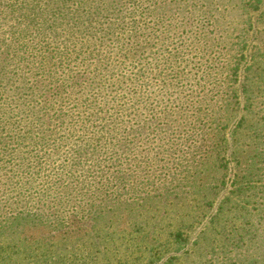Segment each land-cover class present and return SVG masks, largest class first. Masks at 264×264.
<instances>
[{"label":"trees","instance_id":"1","mask_svg":"<svg viewBox=\"0 0 264 264\" xmlns=\"http://www.w3.org/2000/svg\"><path fill=\"white\" fill-rule=\"evenodd\" d=\"M161 2V0H0V185L11 189L16 184L19 189H22L24 184L30 180L28 178L19 179L13 169L9 172L5 171L7 167L14 164L15 151L26 152L25 158L34 157L41 160L54 152L53 149L47 152L52 142L56 144L58 140L65 138H60L59 133L66 124L80 125L83 132L94 129L95 133L91 142L80 141L71 145V149L67 152L70 162L66 163L65 177L55 181L49 179L47 182L50 187L43 189V193L39 194V202H43L42 207H37L36 211L30 210L32 206L27 203L31 202V198L25 193H20L23 195V201L26 202L21 205V208L15 205L19 197L5 204L6 207L0 208V235L12 231L15 225L32 224L28 228L39 227L41 230L51 226L52 224L49 225L46 222L52 220L58 224V230H51L50 236L39 237L35 241L39 243L36 249L41 255L48 251V246H45L47 242L52 241L58 235H60L59 250L68 247L66 245L74 241L72 232L62 230L70 223H83L80 227L82 233L75 239L78 240L85 235H90L95 229L96 221L104 215L107 216L106 209L120 214L122 200L128 201L132 198L133 203L131 204L139 203L138 199L142 192L139 174L144 169H148L141 168L140 163L148 159L150 154L142 146L152 141L146 139L148 135L141 137L140 127H149L150 135L160 136L169 133L170 128L165 130L162 126L170 122L176 106L169 103L164 107L152 105L151 118L140 119L138 115H129L133 118H124L120 121L124 127L122 125L111 127V123H105L104 112L113 111V109L107 108L104 111L106 107L93 105L92 110L68 113L63 111L61 106L71 99L73 94H84L85 87H93L99 92L110 90L109 95L113 96V99L104 102L96 100L94 103L108 107L110 104H115L117 100L120 101L121 93L126 89L139 86L140 77L124 73L120 78L123 80H115L113 77L104 79L102 74L104 70L97 71L96 69L98 78L97 76L91 78L89 75L82 78H76L75 75L62 77L66 74L63 72L60 73L61 78L55 80V74L59 73L55 71V68H63L64 63L70 58L66 50L68 42H71L74 36L69 31V26L71 23H74L76 27L79 26L78 20L82 19L80 16H84L93 28H99L100 21L105 18L106 21L100 24L107 25L109 33L117 42L116 46L122 57L128 58L133 55V50L149 40L145 37L147 31L153 33L157 25L164 26L167 17H170L165 12L156 11L154 5ZM245 11L247 20L244 26L249 25L252 32H248L249 42L244 43L247 50H240L235 66L230 67L226 73L227 86L221 91L219 97L205 101L203 106L199 104V100L188 101V106L193 110L188 115L189 121L179 123L182 126L180 128L183 134L181 139L184 141L182 144L188 141L189 150L188 157L181 156L178 157L179 159H174L175 172L181 168L188 170L192 181L185 187V190L189 187L186 192L196 193L199 196V205L195 206L200 212L199 216L202 213L207 215L208 207L212 208L217 205V211L211 216L208 226L193 241L190 237L187 239L181 236L179 230L185 226L181 225L175 230L177 231L174 234L177 237L175 240L177 244L183 243L184 246H188V257L192 256V264H216L212 262L213 259L206 257L216 253L224 254L220 255L221 264H244L245 261H242L244 257H240L241 254L246 255L250 251L255 253L252 256H260L264 253L261 252L264 248V222L256 223L257 217L264 220V180L258 177L260 168L257 171L258 162L255 161V156L248 158L247 166L241 168L243 161L237 152L243 136L251 135V131L258 135L264 131V100H259L262 97L264 99V87H262L264 86V0H248V7ZM88 27L91 28L90 25ZM154 36L163 41L168 37L166 34L164 38L159 37L157 32ZM76 39V44H87L85 39L80 41ZM88 48L82 49L86 57L92 59L91 54L99 55L96 48ZM138 66L140 65L137 64L136 68ZM207 81L199 85L203 86L208 83ZM237 82L240 85L238 84V87L234 89L233 85ZM253 85H257V88H251ZM212 89L213 87L208 91L211 92ZM238 89H242L243 93H240ZM259 90L263 94H259ZM221 99L224 101L222 108L225 109L226 114L229 109H240L242 103H244L243 110H249L247 115L243 113L236 120L235 127L229 128L234 150L232 152L233 161L228 160L226 163L220 159L219 154L222 150L220 145L216 147L214 142L210 143V137L204 132V126L214 123L216 118L222 120L220 116H215V110L212 108L217 100ZM261 103L263 105H260ZM179 109L183 117L185 106L182 105ZM119 110L124 111L123 117H127L128 108L122 105ZM249 114H252V117H249ZM150 119L152 121H149ZM157 119H161L162 123H157ZM227 124L226 128L229 127V123ZM23 128L25 130L21 134ZM241 129H251V131L246 135ZM12 133H19L21 141H14L16 143L14 150H9L7 146H10V143L7 141L8 137L13 135ZM137 138L142 141V148L135 154L130 147L136 143ZM195 138L198 139L195 140ZM30 145L38 147L23 150L24 147L28 148ZM163 146L164 144H161L159 148ZM247 148L249 147H246L245 151ZM171 149L172 147L168 146L163 149L166 152L162 150V153L170 155ZM197 152L202 155L197 156ZM152 154H157V152H152ZM130 155L139 156L137 161L141 160L140 165L132 164V161L128 160ZM212 159L215 163L220 161L217 162V170L222 173L220 178L214 180L215 182L208 181L198 184L199 176H202L207 167L213 164L210 162ZM85 160L95 161L98 168L96 169L95 165L83 164ZM102 162H111L112 167H102ZM153 168V174L165 168L167 171L161 172L174 175V173L170 174L169 166L160 167L161 169ZM150 185L151 191L154 190L153 185ZM158 187L154 193L144 195V202L139 206H145L153 202L155 198L167 201L170 190H165L161 183ZM47 192L50 193L47 200L51 202V205H48L41 197ZM221 193L224 196L218 200ZM174 194L179 198L177 193L174 192ZM128 206L126 209L130 211ZM50 209L54 210L50 211ZM239 220L241 225H237ZM130 222L138 223L136 219H130ZM192 224L188 225V229L193 227ZM209 227L213 229L212 233H215L219 240L224 241L222 251H218L216 249L218 246L212 243L208 234ZM94 236L90 238H93V249L96 251L101 242L96 241ZM15 238L14 241L17 242L13 246L0 245V252L10 249V252L20 255V247L24 250L30 248L27 237H24L25 240ZM61 253L50 255L47 260L55 259L51 264H63L60 261L66 259L69 253ZM261 258L257 257L256 261ZM34 260L35 256L30 251L29 255L15 264L20 262L44 264V261H39V258ZM176 261L177 257H168L162 264H175ZM151 262L152 260L148 264ZM251 262L254 261L251 259L246 261L247 264Z\"/></svg>","mask_w":264,"mask_h":264},{"label":"rangeland","instance_id":"2","mask_svg":"<svg viewBox=\"0 0 264 264\" xmlns=\"http://www.w3.org/2000/svg\"><path fill=\"white\" fill-rule=\"evenodd\" d=\"M161 1V3L154 5L156 11L158 13L165 12L170 17H167L164 26L157 25L153 33L146 32L145 37L149 40L133 50V55L128 58L122 57L117 49V42L114 36L109 33V28L107 25L100 24L106 21L105 18L100 21L99 28H93L84 16H80L82 19L78 20L79 26L76 27L74 23L69 26V31L74 36L72 41L68 42L66 50L70 58L64 63L63 68H55V71L59 72L55 74V80L60 79V73L62 74L63 72L66 74H63L62 77L75 75L76 78H82L89 75L91 78H95L98 75L97 71L102 69L104 70L102 73L104 79L113 77L118 80L122 78L121 75L124 73L140 77L141 84L139 86H131L126 89V91L121 93V100H117L115 104H110L108 107L94 103L96 100L104 102L113 99L114 97L109 95L110 90L99 92L97 88L93 87H85L84 94H73L71 99L61 106V109L68 113L92 110L93 105L106 107L104 111L107 108L113 109V111L104 112L105 123H111V127L117 125L124 127L120 121L124 118H133L129 115H138L140 119L151 118L150 108L152 105L164 107L169 103L176 106L170 122L162 126L165 130L169 127V133H164L160 136L156 134L150 135L148 133L149 127H140L141 137L148 135L149 137L146 139H151L152 141H148L145 146H142V141L137 138L135 140L136 143H133L130 147L135 154L142 147H145L146 151L150 153L148 159L143 160L142 163H140L141 160L137 161L139 156L135 157L136 155H130L128 159L132 161V164H141V168L146 167L149 170L144 169L139 174V183L142 190L138 199L139 203L136 205L131 204L133 203L132 198L128 201L122 200L120 202L122 209L120 214L117 212L113 213L107 209L105 210L107 216L101 212L104 217H100L96 221L95 229L90 235H85L78 240L75 239L82 233L80 227H82L83 223H70V226L68 225L67 228L62 230L72 232L74 235L72 240L74 241L69 242V245H66L68 247L59 250L60 235H58L52 241L47 242L45 246H48V251L41 255L36 249L39 243H35V241L39 237L50 236L51 230L57 231L58 224H55L52 220H47L46 224L52 225L41 230H39V227L28 228L32 224H26V226L15 225L12 231L0 235V245L4 247L13 246L17 242L14 241L15 237V239L22 240L27 237V243L30 248L24 250L20 247V255L10 252V249H6V252H0V264H15L29 255L30 251L34 254L35 260L39 258V261L43 260L44 264L53 263L55 259L47 260V258L50 255H58L59 252H62L61 254L64 252L69 253L66 259L60 261L63 264H148L150 260H152L150 264H162L168 257H177L175 264H192V256L188 257V246H184L183 243L177 244L175 240L177 237L176 235L174 236L177 232L175 230L181 225L185 226L179 230L181 236L187 239L190 237L191 241H193L208 226L211 216L217 211V205L212 208L208 207L207 215L202 213L199 216L200 212L195 207L199 205V196L196 193L186 192L189 187L185 190V187L191 184L192 181L188 170L181 168L178 169V172H175L176 163L174 159H179L178 157L181 156L188 157L189 150L188 141L182 144L184 142L181 139L183 134L180 128L182 126L179 123L181 121L188 123L189 121L188 115L193 110L188 106V101L199 100V104L203 106L205 101L221 95V91L227 86L226 73L230 67L235 66V61L240 56V50H247L244 43L249 42L250 34L248 32L251 33L252 29H250L249 25L244 26L247 20L245 8L248 7V0ZM168 19L171 20L168 21ZM89 25L91 28L88 27ZM156 32L159 37H163L165 34L168 37L163 41L154 36ZM76 38H78V41L81 39L87 40V44H76ZM87 47H89L88 49L96 48V51H99V55L91 54L92 59L86 57L82 49ZM84 58L86 60H83ZM137 64L140 66L136 68ZM205 80H208V83L200 86L199 84L205 82ZM238 84L240 85L239 82L233 85L234 89L238 87ZM212 87V91L209 92L208 89ZM251 88L256 89L257 85H253ZM238 91L243 93L242 89H238ZM258 93L263 94L260 90ZM259 100L263 101L264 99L262 97ZM122 105L128 108L127 117H123L124 111L119 110ZM182 105L185 106L183 117L179 111ZM223 105L224 101L221 99L217 100L212 106L215 110V116H220L222 120L220 121L216 118L214 123L204 126V132L206 136L210 137V143L214 142L216 147L220 145L219 147L222 148L219 154L220 159L223 163H226L228 160L233 161L232 152L234 150L229 128L235 127L237 124L236 120L243 113L247 115L249 110L244 111V103H242L240 109H229L228 114H226L225 109L222 108ZM260 105L263 104L261 103ZM249 117H252V114H249ZM149 121H152V119ZM157 123L161 124V119H157ZM227 123H229L228 128L225 127ZM247 123L249 122L247 121ZM24 130L25 128L22 129L21 134ZM241 130L246 135L251 131V129ZM12 134L14 136H9L7 141V143H10V146H7L9 150H14V145H16L14 141H21L19 133ZM250 134L249 136H243L241 145L237 147L238 155L243 161L241 168L247 166L246 160L248 158L255 156V161L258 162L257 171L260 168L258 177L264 180V131H261L260 135L252 133V131ZM94 136V129L83 132L80 125L66 124L65 128L59 133L60 138H65L58 140L56 144L52 142L47 152H51L52 149L54 152L41 158V160H37L34 157L25 158L26 152L15 151L13 155L14 164L11 167H7L5 171L9 172L13 169L14 174L17 173L19 179L28 178L30 180L27 184H24L22 189H19L16 184L11 189L0 185V208L6 207L5 204L13 202L18 197L19 200L15 205H19V208H21V205L26 204V202L23 201V195H20V193H25L31 198V202L27 203L32 206L30 210L36 211L37 207H42L43 202H39V194L43 193V189L50 187L47 182L49 179L55 181L58 178L65 177L66 163L70 162L67 152L71 149V145L80 141L91 142ZM226 138L227 140H225ZM197 139L195 138V140ZM161 144H164V146L160 149L159 145ZM168 146L172 147L171 154H163L162 150ZM37 147L36 145H30L28 148L24 147L23 150H31ZM246 147H249L247 151H245ZM163 151L166 152V150ZM152 152H157V154H152ZM196 155L202 154L198 153ZM210 162L213 164H210L202 176H199L198 184L220 178L222 173L217 170V162L220 161L215 163L212 159ZM83 164L95 165L94 167L98 168V164L92 160H85ZM101 166L105 168L112 167L111 162H102ZM163 166H169L170 174L174 173V175L161 172L167 171L165 168H160ZM153 167H159L161 170L157 171V173L155 171L153 174ZM159 183L165 187V190H170V195L166 198L168 200H165V202L164 200H159L162 198H155L153 202L147 203L145 206H139L140 203L144 202V195L158 190ZM150 184L154 187L152 191ZM174 192L179 195V198L175 196ZM49 196L50 193L47 192L41 197L44 198L48 205H51V202L47 200ZM223 196L224 194L221 193L218 200ZM127 205H129L130 211L126 209ZM53 210L50 209V211ZM130 219H136L138 223L130 222ZM260 222H264V220L257 217L256 223ZM191 223H193V227L188 229V225ZM237 225H241L240 220ZM212 231L213 229L211 228L208 231L212 243L218 246L216 247L218 251H222L224 249V241L219 240ZM95 232L96 236H94ZM93 236L96 241L101 242L96 251L93 249V238H90ZM261 252H264V248ZM253 254L255 253L250 251L246 255L241 254L240 257H244L242 261H245L243 263L247 264L246 261L251 259L254 262L249 264H264V253H261L260 256H252ZM220 255L223 256L224 254L216 253L206 257L213 259V263L221 264L222 257ZM257 257L262 258L256 261ZM19 264L25 263L20 262Z\"/></svg>","mask_w":264,"mask_h":264}]
</instances>
